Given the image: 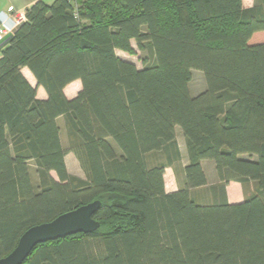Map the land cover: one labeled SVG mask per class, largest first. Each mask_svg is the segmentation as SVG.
Wrapping results in <instances>:
<instances>
[{
    "label": "trees",
    "instance_id": "16d2710c",
    "mask_svg": "<svg viewBox=\"0 0 264 264\" xmlns=\"http://www.w3.org/2000/svg\"><path fill=\"white\" fill-rule=\"evenodd\" d=\"M133 41L154 59L142 69L117 54L135 55ZM193 71L205 79L198 95ZM69 154L84 179L68 171ZM204 162L218 181L203 190L208 203L192 193L209 185ZM231 182L241 203L228 202ZM96 200L98 231L40 244L24 264H264V0L27 10L0 59V259L30 228Z\"/></svg>",
    "mask_w": 264,
    "mask_h": 264
},
{
    "label": "crops",
    "instance_id": "0c3cea01",
    "mask_svg": "<svg viewBox=\"0 0 264 264\" xmlns=\"http://www.w3.org/2000/svg\"><path fill=\"white\" fill-rule=\"evenodd\" d=\"M39 1H44L45 3L51 5L54 3L55 0H0V29L2 28L4 24H6L8 28L3 34V37L0 39V59L2 57L3 50H5L9 46L10 41L14 37L15 32L17 30V29L15 30L13 26V22L11 21V18L13 16H17L20 14H26L27 10ZM254 3H255V0H243L244 8H251L254 6ZM26 71L30 72L28 68H24L22 70L23 75L27 78V80L30 82L31 85L36 87L37 85L36 80L34 84L33 79L25 75ZM81 89H82L81 82L79 80L75 81L65 88V95L68 99H73L78 95ZM37 97L40 100L47 99L48 96L43 87H39L37 89ZM177 141H178V145L181 151V155L183 157L182 164L183 166H186L188 164L187 150H186L184 137L181 138L180 130H177ZM70 155L72 154H69L66 156V164H67L68 169H69L68 157ZM203 167L206 172L209 185L204 188L194 189L192 190V193L198 202L208 203L209 201L208 195L206 192L203 193V190L213 184H216L218 181H217L216 173L214 170V165L211 162H204ZM168 170H171L173 172L174 177H175L174 182L172 178H169ZM79 171L80 172L82 171L81 168H79ZM164 179H165V190L167 193H172L178 190V182H177L174 170L172 168L166 169ZM226 190H227V199L229 203L237 204V203H241L242 201H244L245 196L243 193V189L239 183H236V182L229 183Z\"/></svg>",
    "mask_w": 264,
    "mask_h": 264
},
{
    "label": "water",
    "instance_id": "95a60500",
    "mask_svg": "<svg viewBox=\"0 0 264 264\" xmlns=\"http://www.w3.org/2000/svg\"><path fill=\"white\" fill-rule=\"evenodd\" d=\"M101 206V201L96 200L65 213L51 222L30 228L21 236L16 248L8 256L0 259V264H24L40 244L77 234L95 233L100 228V222L95 216Z\"/></svg>",
    "mask_w": 264,
    "mask_h": 264
},
{
    "label": "rangeland",
    "instance_id": "374dc122",
    "mask_svg": "<svg viewBox=\"0 0 264 264\" xmlns=\"http://www.w3.org/2000/svg\"><path fill=\"white\" fill-rule=\"evenodd\" d=\"M132 44L136 50L135 55H129L127 53L118 51L117 52L118 56L124 60H127V61L134 63L139 69H142L144 67V62H146L147 64H150L153 62L154 59L148 51H139L137 46H136V43L134 41L132 42ZM25 75L29 76V78H32L33 82L35 84V79H34L33 75H31L30 72L26 71ZM189 87H190V91H191L192 95H198V94L202 93L206 87L204 75L199 71H193L192 81H191ZM60 125L64 128V126H63L64 120L63 119L60 120ZM180 134H181V138H183V133L181 130H180ZM63 139H64L63 140L64 146L66 147L68 145L67 137L65 136ZM68 167H69L68 171L70 172V174H72L76 177H79V178H83V179L85 178L82 171L81 172L79 171L80 167L78 165V162L76 161L75 157L72 155H70L68 157ZM52 175L57 179V176L55 173H53ZM168 176H169V178H172L173 182L175 181L174 174L171 170H168ZM35 181H36V178H35ZM206 192L209 194V191H206Z\"/></svg>",
    "mask_w": 264,
    "mask_h": 264
},
{
    "label": "built area",
    "instance_id": "2783aa9c",
    "mask_svg": "<svg viewBox=\"0 0 264 264\" xmlns=\"http://www.w3.org/2000/svg\"><path fill=\"white\" fill-rule=\"evenodd\" d=\"M25 17H26V14H20V15H17V16H13L11 18V21L13 22V26H14L15 30L18 29L20 24L25 21ZM7 29L8 28H7L6 24H4L2 26V28L0 29V39L3 37V34L5 33V31Z\"/></svg>",
    "mask_w": 264,
    "mask_h": 264
}]
</instances>
